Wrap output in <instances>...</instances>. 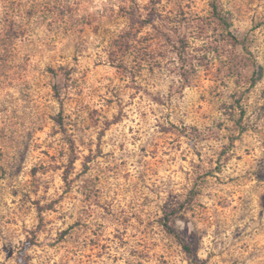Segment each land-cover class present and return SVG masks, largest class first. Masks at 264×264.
Listing matches in <instances>:
<instances>
[{"label": "rangeland", "instance_id": "obj_1", "mask_svg": "<svg viewBox=\"0 0 264 264\" xmlns=\"http://www.w3.org/2000/svg\"><path fill=\"white\" fill-rule=\"evenodd\" d=\"M154 5L220 52L191 86L114 64ZM220 7L251 55L211 0H0V264H264V0Z\"/></svg>", "mask_w": 264, "mask_h": 264}, {"label": "trees", "instance_id": "obj_2", "mask_svg": "<svg viewBox=\"0 0 264 264\" xmlns=\"http://www.w3.org/2000/svg\"><path fill=\"white\" fill-rule=\"evenodd\" d=\"M212 18L221 27L225 29V38L228 42L234 46V48L241 47L242 51L249 53L251 51L246 45V39H240L235 36L231 31L230 17L222 11L220 7V0H211ZM149 13L145 15L141 9H137L131 14V23L129 29L120 39L119 50H115L112 53L114 64H117L119 70H123L127 78H130L133 82H136V78L139 73L146 67L154 70L155 67L160 70L164 69V63H168L169 67H173L175 76L178 81H175L173 85H179L180 87L191 86L198 76L199 69L203 66H208L210 62H213L215 58L220 57L218 49L212 50L211 46L207 43L198 49L192 46L191 35L189 33L196 32L195 27H189L183 20H173L164 14H162L156 5L150 8ZM151 27L153 30L144 38L146 42H157L158 50L149 48L143 50H137L138 55L135 57L134 64L126 65L123 59L130 52L131 49H136L135 43L138 42V37L142 33V29L145 27ZM187 28L190 31L187 30ZM213 52V53H211ZM222 53V52H221ZM214 56V57H213ZM239 54L230 56V74L240 75L244 69L240 63L237 62ZM222 60H224L222 58ZM207 64V65H206ZM253 73L251 77V86H255L264 76V68L255 63L253 65ZM148 94L149 90L145 89ZM172 94V93H171ZM154 100L161 101V97H154ZM60 125H63V121H58ZM67 179V177H66ZM163 225L175 235L177 239H180L168 225V220L165 219ZM181 240V239H180ZM183 246L189 254L192 264H202L197 258H195L192 248L189 245L183 243Z\"/></svg>", "mask_w": 264, "mask_h": 264}]
</instances>
